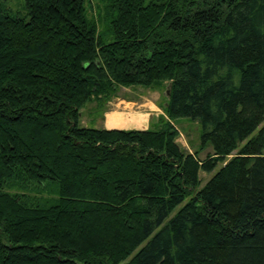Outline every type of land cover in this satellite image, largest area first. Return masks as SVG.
Listing matches in <instances>:
<instances>
[{
    "label": "trees",
    "instance_id": "16d2710c",
    "mask_svg": "<svg viewBox=\"0 0 264 264\" xmlns=\"http://www.w3.org/2000/svg\"><path fill=\"white\" fill-rule=\"evenodd\" d=\"M95 1L0 0V264H264V0ZM166 83L147 130L81 125Z\"/></svg>",
    "mask_w": 264,
    "mask_h": 264
},
{
    "label": "rangeland",
    "instance_id": "374dc122",
    "mask_svg": "<svg viewBox=\"0 0 264 264\" xmlns=\"http://www.w3.org/2000/svg\"><path fill=\"white\" fill-rule=\"evenodd\" d=\"M2 2L13 14L22 16L26 13L24 7L25 0H2ZM96 2L97 1L92 0V7H94L93 14H95V17L96 16L98 17V14L96 13L97 8L95 6L97 5ZM91 14L92 12L89 11V15ZM168 89H169L168 83L156 88H145L143 86L118 88L112 98L108 100L101 99L99 101L93 100L92 102L88 103L81 110V114H82L81 125L87 128H97L100 125V123H102L106 113L113 111L115 105L119 102L120 99L123 100L135 99L146 103L155 102L164 112V107L167 106L169 99ZM162 118L163 116L157 119H152L149 128H151L152 125L158 123ZM174 123L180 132V137L178 138L177 142L184 149H186L190 153L198 151L199 157L202 161L206 160L209 156L213 154L211 148L200 150V136L202 134V127L197 121H193L187 118H181L176 120ZM236 153L237 151H235L233 155L230 156L228 159H231L233 156L236 155ZM222 166L223 164H219L212 173H206V172L200 173V180H201L200 189L203 188L208 183V181L217 173V171ZM183 206L184 204L178 207L171 217H173L178 212L179 208Z\"/></svg>",
    "mask_w": 264,
    "mask_h": 264
},
{
    "label": "crops",
    "instance_id": "0c3cea01",
    "mask_svg": "<svg viewBox=\"0 0 264 264\" xmlns=\"http://www.w3.org/2000/svg\"><path fill=\"white\" fill-rule=\"evenodd\" d=\"M161 116L167 118L163 110L155 102L146 103L135 99H120L114 110L106 113L102 123L97 128L108 130H147L150 127L151 120Z\"/></svg>",
    "mask_w": 264,
    "mask_h": 264
}]
</instances>
